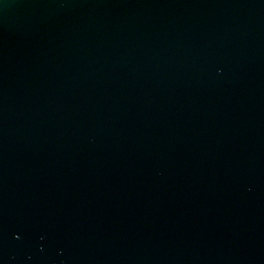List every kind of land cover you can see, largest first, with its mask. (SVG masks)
<instances>
[{
    "label": "water",
    "instance_id": "water-1",
    "mask_svg": "<svg viewBox=\"0 0 264 264\" xmlns=\"http://www.w3.org/2000/svg\"><path fill=\"white\" fill-rule=\"evenodd\" d=\"M0 264H264V0H0Z\"/></svg>",
    "mask_w": 264,
    "mask_h": 264
}]
</instances>
